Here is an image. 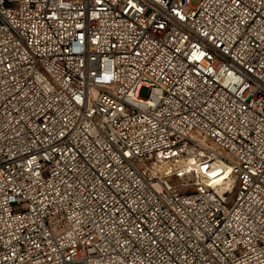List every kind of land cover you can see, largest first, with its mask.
Returning <instances> with one entry per match:
<instances>
[{
    "label": "built area",
    "instance_id": "obj_1",
    "mask_svg": "<svg viewBox=\"0 0 264 264\" xmlns=\"http://www.w3.org/2000/svg\"><path fill=\"white\" fill-rule=\"evenodd\" d=\"M0 264H264V0H0Z\"/></svg>",
    "mask_w": 264,
    "mask_h": 264
},
{
    "label": "bare ground",
    "instance_id": "obj_2",
    "mask_svg": "<svg viewBox=\"0 0 264 264\" xmlns=\"http://www.w3.org/2000/svg\"><path fill=\"white\" fill-rule=\"evenodd\" d=\"M206 164L209 165L210 170L204 172L205 169L202 166ZM182 166L186 171L196 170L200 185L214 190L221 197L232 193L235 187L236 178L232 174L231 167L218 157H212V161L203 162L194 156H190L183 161Z\"/></svg>",
    "mask_w": 264,
    "mask_h": 264
},
{
    "label": "rangeland",
    "instance_id": "obj_3",
    "mask_svg": "<svg viewBox=\"0 0 264 264\" xmlns=\"http://www.w3.org/2000/svg\"><path fill=\"white\" fill-rule=\"evenodd\" d=\"M199 1L200 0H192V5L193 6L198 5ZM149 93H150V89L147 88V87L141 88V90L139 92L140 97H142V98H147ZM174 184L176 185L178 190H180L181 192L191 193V192H194L195 189L201 183H199L198 175L196 176L195 174H192V175H189L188 177H186L183 180H174ZM235 192H236V183H235V187H234L232 193L227 194L226 198L231 201L233 199V197H234Z\"/></svg>",
    "mask_w": 264,
    "mask_h": 264
}]
</instances>
